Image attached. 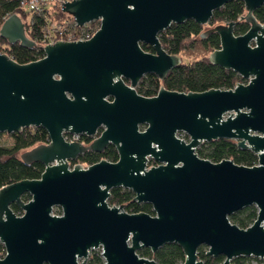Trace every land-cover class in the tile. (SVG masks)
<instances>
[{"label": "water", "instance_id": "obj_1", "mask_svg": "<svg viewBox=\"0 0 264 264\" xmlns=\"http://www.w3.org/2000/svg\"><path fill=\"white\" fill-rule=\"evenodd\" d=\"M230 1L73 0L61 3L66 17L80 28L99 22L89 40L45 45L43 58L22 65L0 53V134L40 127L49 138L19 156L25 165L44 167L40 178L0 189V264H85L97 249L103 264H156L137 251L155 253L170 244L181 248L183 264H203L197 257L202 246L206 256H222V264L264 260V23L253 15L264 0H241L245 34L236 36L231 22L199 35H218L219 49L209 62L246 84L188 93L160 87L151 98L133 90L143 76L163 80L181 64L162 48L160 33L188 20L207 25ZM0 38L27 49L40 45L26 36L15 13L2 23ZM138 124L145 127L141 133ZM100 126L104 130L88 146L63 139V133L92 136ZM218 139L235 140L257 165L197 156L196 148ZM108 144L118 153L116 162L69 168L80 155L100 153ZM149 159L158 165L148 167ZM115 188L130 190L133 202L149 204L153 215L109 206ZM251 206L257 214L249 227L230 222Z\"/></svg>", "mask_w": 264, "mask_h": 264}, {"label": "trees", "instance_id": "obj_2", "mask_svg": "<svg viewBox=\"0 0 264 264\" xmlns=\"http://www.w3.org/2000/svg\"><path fill=\"white\" fill-rule=\"evenodd\" d=\"M22 0H0V27L4 20L12 14L20 15L22 21H25L27 15L31 16L30 22L25 23L26 36L36 44L42 41L41 29L44 27L42 18L30 15L20 10V2ZM27 14V15H26ZM245 15L244 5L241 0H233L226 3L223 7L213 12L209 21L211 25H225L235 22L234 34L236 36L243 35L249 29V25L239 21ZM257 22L264 23V5L256 9L253 13ZM61 16V14H60ZM202 27L192 20L185 21L182 24H172L167 30L158 35V39L163 49L171 55H179L197 42L196 38L201 32ZM219 37L217 34L211 35L206 42L203 43L202 49L212 52L219 49ZM145 52H150V48L142 45ZM0 53L6 54L9 58L18 64H27L44 57L43 48L35 45L33 49L22 48L19 44L8 45L5 40L0 38ZM238 83L246 84L245 80L239 77L231 70H225L212 65L208 57L195 59L190 63L177 66L169 72L163 87L170 91L180 93L188 92H204L210 89L230 90ZM158 80L154 75H147L141 82V94L146 97L156 95L160 88ZM13 144L11 147H4L0 143V189L22 181L39 179L44 167L39 163L25 165L21 162L18 154L21 151L31 149L40 144L49 142L46 131L42 128L23 129L20 133L12 134ZM23 153V152H22ZM195 153L201 159H206L212 163H218L222 160H231L237 165L252 167L257 165V157L250 151L238 149L236 142L233 140L218 139L216 141L205 143L198 148ZM20 156V155H19ZM101 160L108 162H116L117 154L113 149L109 148L101 154L86 153L78 157L73 164L92 165ZM154 164H150L153 166ZM134 194L128 189L115 188L110 191V197L107 200L109 206L124 205V210L129 214L146 213L153 215L149 204H137L133 202ZM28 197L24 196L23 200L28 201ZM11 209L17 215L21 212L16 205H12ZM257 210L255 207H247L242 211L229 217L232 224L240 229H246L256 219ZM199 247L197 257L203 264H222L224 258L222 256L212 258L205 255ZM0 253H4L3 247L0 245ZM141 257H148L156 262V264H183L184 255L178 245L170 244L160 248L157 252L151 253L148 249L138 251ZM244 258H237L234 264H244ZM101 260L98 256L92 255L88 264H100Z\"/></svg>", "mask_w": 264, "mask_h": 264}, {"label": "built area", "instance_id": "obj_3", "mask_svg": "<svg viewBox=\"0 0 264 264\" xmlns=\"http://www.w3.org/2000/svg\"><path fill=\"white\" fill-rule=\"evenodd\" d=\"M72 1L73 0H22L20 2L21 11L40 17L44 21V27L41 29L42 41L39 43V47L44 48L45 45H53L57 41H86L98 30L99 22L97 21L86 24L80 28L76 25L71 16L66 17L61 10V3L65 4ZM245 82L247 83V81ZM62 135L64 141L67 143L84 144L81 138L82 135L69 133H63ZM178 138L184 139L183 134H179ZM97 250L99 251L98 257L101 260L100 264H103L104 260L101 256V250ZM93 251H91L88 256H90ZM252 259L256 260L255 264H264V260Z\"/></svg>", "mask_w": 264, "mask_h": 264}, {"label": "flooded vegetation", "instance_id": "obj_4", "mask_svg": "<svg viewBox=\"0 0 264 264\" xmlns=\"http://www.w3.org/2000/svg\"><path fill=\"white\" fill-rule=\"evenodd\" d=\"M239 21H241V22H244L243 21V19L242 18H240L239 19ZM247 24V23H246ZM216 26H222V25H215L214 27H216ZM202 27V26H201ZM213 27V28H214ZM213 28H209V29H203V27H202V30H201V32L199 33V35H201L202 33H204L205 31H207V30H211V29H213ZM213 34H216V33H214V32H211L210 34H208L205 38H201L200 39V37H199V35H198V43H199V45L201 46V45H203V43L204 42H206L207 40H208V38L211 36V35H213ZM146 46V45H145ZM162 46V45H161ZM147 47H149V46H147ZM202 47V46H201ZM150 48V52H148V53H151V54H154V50H153V48L152 47H149ZM163 48V47H162ZM169 55H171V54H169ZM178 56V55H177ZM180 60H181V58H180ZM181 64H184V63H181ZM180 64V65H181ZM176 68V67H175ZM174 69V68H173ZM170 71H172V69L170 70ZM169 71V72H170ZM169 72H168V74L166 75V77L163 79V80H160V79H158L155 75V78H156V80H158V82H159V84L161 85L160 87L161 88H164L163 87V85H164V81L166 80V78H167V76L169 75ZM148 75H152V74H148ZM147 75H145V76H143L139 81H138V83H137V85L133 88V90L135 91V93H136V95L137 96H139V97H144V98H151V97H154V96H156L157 95V93H156V95H154V96H151V97H146V96H144V95H142L141 94V91H140V89H141V82H142V79L144 78V77H146ZM122 82L127 86V87H130V81L128 80V79H122ZM165 90H167L166 88H164ZM159 90H160V88H159ZM158 90V91H159ZM168 91H170V90H168ZM106 100L107 101H110V102H112L113 101V99H112V97H107L106 98ZM137 128H138V132L139 133H141V131H143L144 129H145V127L144 126H142L141 124H138L137 125ZM104 130V127L103 126H100V127H98L97 128V130H96V133L94 134V135H92V136H87V135H84V134H82V136H81V138H82V140H83V142H84V144H82L83 146H88L92 141H94L95 139H97L100 135H101V133H102V131ZM179 134H183V137H184V139H181V138H178V135ZM176 137L178 138V139H181V140H183V141H185L186 143L188 142V137H187V135L186 134H184V133H177L176 134ZM203 144H205V143H203ZM203 144L201 145V146H203ZM201 146H199L198 148H200ZM109 148H111V149H113V151H115L116 152V154H117V160H118V153H117V151H116V149H115V147L112 145V144H108L106 147H105V149L102 151V152H100V153H98V152H93V151H87L86 153H94V154H101V153H103L105 150H107V149H109ZM198 148H196V150L198 149ZM195 150V151H196ZM86 153H84V154H86ZM83 155V154H82ZM81 156V155H80ZM78 159V158H77ZM77 161V160H76ZM76 161H74V162H76ZM74 162H69V164L71 165L72 163H74ZM150 164H154L153 166H157L158 164L155 162V161H153L152 159H149V163H148V167H152V166H150ZM73 165H82V164H73ZM83 167H87V166H89V165H82Z\"/></svg>", "mask_w": 264, "mask_h": 264}, {"label": "rangeland", "instance_id": "obj_5", "mask_svg": "<svg viewBox=\"0 0 264 264\" xmlns=\"http://www.w3.org/2000/svg\"><path fill=\"white\" fill-rule=\"evenodd\" d=\"M30 19H31V16L27 15L26 18H25V21H23V22H26L27 23V22L30 21ZM214 26L215 25H211V24L208 23L207 25H204L202 27H203V29H209V28H213ZM196 41H198V37L196 38ZM210 53L211 52H208L207 50L202 49V47L199 45L198 42H195L192 45L189 44L188 45V48L186 50H184L182 53H180L178 56L181 58V63H184L185 64V63H190V62L194 61L195 59H199V58L204 57V56L205 57H208ZM233 141L236 142L235 140H233ZM0 143L4 147H11L12 144H13L12 134H10V135L9 134H6V133L0 134ZM27 150H29V149H27ZM24 151H26V150H24ZM24 151H21L18 154V157ZM73 166H75V165H70L69 164V168H72ZM53 214L60 215V211L55 208V209H53ZM20 215H18V216H20ZM202 247H203L202 250L204 252H206L207 248L204 247V246H202ZM98 253H99L98 250L97 251H93L92 254L87 257L85 264H88V262L90 261L92 255L98 256ZM0 254L3 255L4 253H0ZM137 254H138V251H137ZM138 256L141 257L139 254H138ZM142 258H145V259H148V260H152V259H150L148 257H142ZM244 259H249V260H245L244 264H255V261H256V260H253L252 258H244ZM234 260L231 261L232 264H234ZM81 262H82V260L79 261L80 264H81ZM178 264H181V263H178Z\"/></svg>", "mask_w": 264, "mask_h": 264}]
</instances>
